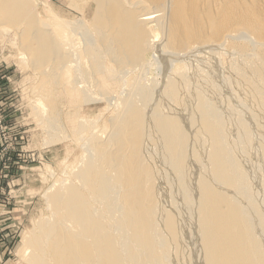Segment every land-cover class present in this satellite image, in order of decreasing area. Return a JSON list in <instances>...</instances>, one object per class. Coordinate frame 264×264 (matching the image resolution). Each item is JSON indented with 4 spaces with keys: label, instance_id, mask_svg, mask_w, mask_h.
<instances>
[{
    "label": "bare ground",
    "instance_id": "obj_1",
    "mask_svg": "<svg viewBox=\"0 0 264 264\" xmlns=\"http://www.w3.org/2000/svg\"><path fill=\"white\" fill-rule=\"evenodd\" d=\"M31 4L0 0V32L54 93L46 132L63 113L81 154L27 264H264V0H62L52 24Z\"/></svg>",
    "mask_w": 264,
    "mask_h": 264
},
{
    "label": "rangeland",
    "instance_id": "obj_2",
    "mask_svg": "<svg viewBox=\"0 0 264 264\" xmlns=\"http://www.w3.org/2000/svg\"><path fill=\"white\" fill-rule=\"evenodd\" d=\"M27 1L33 12L37 9L39 23L52 24L62 7V0ZM6 31L0 32V264H27L22 238L38 219L49 216L44 193L53 182L66 179L81 150L72 132L76 123L65 122L63 113L62 119L56 117L59 126L65 124L63 130L46 132L40 102L58 109L54 93L42 87L40 70ZM96 102L81 104L86 109L81 114L92 110L97 127L109 131L111 113L99 114L105 105ZM54 134L65 139L52 143Z\"/></svg>",
    "mask_w": 264,
    "mask_h": 264
}]
</instances>
